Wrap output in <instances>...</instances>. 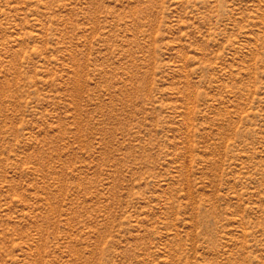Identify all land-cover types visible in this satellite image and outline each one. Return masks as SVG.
I'll return each instance as SVG.
<instances>
[{
  "label": "rangeland",
  "instance_id": "obj_1",
  "mask_svg": "<svg viewBox=\"0 0 264 264\" xmlns=\"http://www.w3.org/2000/svg\"><path fill=\"white\" fill-rule=\"evenodd\" d=\"M0 264H264V0H0Z\"/></svg>",
  "mask_w": 264,
  "mask_h": 264
}]
</instances>
